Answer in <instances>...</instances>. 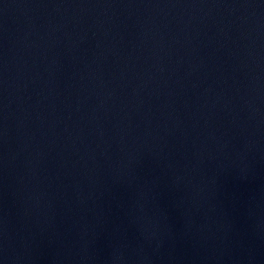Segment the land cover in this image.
Wrapping results in <instances>:
<instances>
[{
	"label": "water",
	"instance_id": "1",
	"mask_svg": "<svg viewBox=\"0 0 264 264\" xmlns=\"http://www.w3.org/2000/svg\"><path fill=\"white\" fill-rule=\"evenodd\" d=\"M0 264H264V0H0Z\"/></svg>",
	"mask_w": 264,
	"mask_h": 264
}]
</instances>
